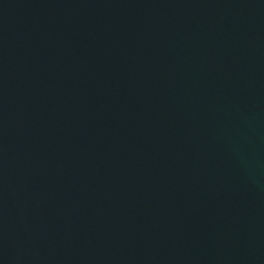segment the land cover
Masks as SVG:
<instances>
[{
	"label": "water",
	"instance_id": "95a60500",
	"mask_svg": "<svg viewBox=\"0 0 264 264\" xmlns=\"http://www.w3.org/2000/svg\"><path fill=\"white\" fill-rule=\"evenodd\" d=\"M0 264H264V0H0Z\"/></svg>",
	"mask_w": 264,
	"mask_h": 264
}]
</instances>
